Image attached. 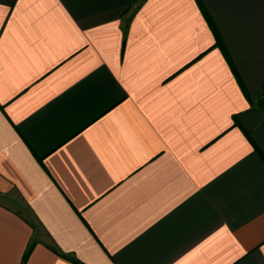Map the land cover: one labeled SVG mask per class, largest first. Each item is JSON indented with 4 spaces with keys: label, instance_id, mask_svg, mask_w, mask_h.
Returning a JSON list of instances; mask_svg holds the SVG:
<instances>
[{
    "label": "crops",
    "instance_id": "obj_1",
    "mask_svg": "<svg viewBox=\"0 0 264 264\" xmlns=\"http://www.w3.org/2000/svg\"><path fill=\"white\" fill-rule=\"evenodd\" d=\"M201 3L229 60L197 0H0V264H264V0Z\"/></svg>",
    "mask_w": 264,
    "mask_h": 264
},
{
    "label": "trees",
    "instance_id": "obj_2",
    "mask_svg": "<svg viewBox=\"0 0 264 264\" xmlns=\"http://www.w3.org/2000/svg\"><path fill=\"white\" fill-rule=\"evenodd\" d=\"M197 2H198V4H199L200 8L202 9L204 15L206 16V18H207V20H208V22H209V24H210V26H211V29H212V31H213L215 37H216V45L222 47V49H223V51H224L226 57H227L228 60H229L228 54H227V52L224 50V47L222 46V39H221L220 33L218 32V29L216 28V25L214 24V22L212 21V19L210 18V16L207 14V12L204 10L203 5H202V3H201V0H197ZM261 103L264 105V103H263L262 101H261ZM31 251H32V246H30V247L28 248L27 252H26V255H25V257H24V263L26 262L27 258L29 257Z\"/></svg>",
    "mask_w": 264,
    "mask_h": 264
},
{
    "label": "snow or ice",
    "instance_id": "obj_3",
    "mask_svg": "<svg viewBox=\"0 0 264 264\" xmlns=\"http://www.w3.org/2000/svg\"><path fill=\"white\" fill-rule=\"evenodd\" d=\"M255 150V149H254Z\"/></svg>",
    "mask_w": 264,
    "mask_h": 264
}]
</instances>
